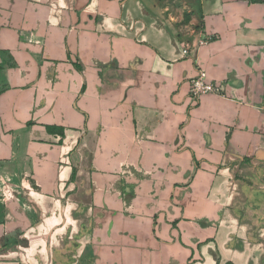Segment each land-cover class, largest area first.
I'll return each instance as SVG.
<instances>
[{
  "label": "crops",
  "instance_id": "0c3cea01",
  "mask_svg": "<svg viewBox=\"0 0 264 264\" xmlns=\"http://www.w3.org/2000/svg\"><path fill=\"white\" fill-rule=\"evenodd\" d=\"M184 9L0 0V264H264V0Z\"/></svg>",
  "mask_w": 264,
  "mask_h": 264
},
{
  "label": "built area",
  "instance_id": "2783aa9c",
  "mask_svg": "<svg viewBox=\"0 0 264 264\" xmlns=\"http://www.w3.org/2000/svg\"><path fill=\"white\" fill-rule=\"evenodd\" d=\"M187 54V51H185ZM223 88L220 85L209 83L205 73H201L200 76L191 81V98L198 101L201 97L208 94L221 95Z\"/></svg>",
  "mask_w": 264,
  "mask_h": 264
},
{
  "label": "rangeland",
  "instance_id": "374dc122",
  "mask_svg": "<svg viewBox=\"0 0 264 264\" xmlns=\"http://www.w3.org/2000/svg\"><path fill=\"white\" fill-rule=\"evenodd\" d=\"M164 4V7L168 8V13L173 17L179 18L178 26L190 25V20L187 17V12L184 9L186 0H158ZM187 18V19H186ZM198 24V23H197ZM199 29V27L197 28Z\"/></svg>",
  "mask_w": 264,
  "mask_h": 264
}]
</instances>
